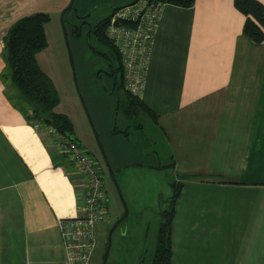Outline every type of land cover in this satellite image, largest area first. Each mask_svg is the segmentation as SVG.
<instances>
[{"label":"crops","instance_id":"1","mask_svg":"<svg viewBox=\"0 0 264 264\" xmlns=\"http://www.w3.org/2000/svg\"><path fill=\"white\" fill-rule=\"evenodd\" d=\"M129 1L72 0L77 11L103 3V16ZM67 2L0 0V264H64L56 219L79 212L76 168L60 154L51 126L31 118L29 103L3 75L2 39L12 22L35 11L57 13ZM242 20L232 0L161 3L138 94L156 116L149 118L158 136L150 140L161 143L148 153L129 134L111 131L116 118L105 111V98L115 83L107 74L110 59L100 54L106 49L92 50L103 60L88 69L92 81L87 73L75 77L107 173L106 162L125 185L145 169L169 168L170 182L181 181L169 232L177 264H264V39L244 35ZM80 116L73 96V119L68 117L76 139L93 147ZM97 163L104 187L106 172ZM141 188L136 201L145 209ZM179 252L182 260L175 259Z\"/></svg>","mask_w":264,"mask_h":264},{"label":"rangeland","instance_id":"2","mask_svg":"<svg viewBox=\"0 0 264 264\" xmlns=\"http://www.w3.org/2000/svg\"><path fill=\"white\" fill-rule=\"evenodd\" d=\"M103 5V3L97 4V2L90 3L86 9L77 11L72 2L71 8L65 15L72 18V21L75 20V24L80 25L81 34L78 36H74L70 32L67 34V29L71 22H63L65 29L67 27L66 34L71 58L59 20L61 9L57 13L51 11L48 14L47 24H44L46 43L38 50L36 58L42 68L48 73L49 78H51L57 89L59 102L57 105H54L53 109L65 110L71 114L68 116H71L73 119V96L75 97L82 125L85 127L86 134H89L88 137H90L93 145L92 147L89 143L82 141L83 146L93 153L100 165L102 164V169L106 172L104 157L98 147L97 136L80 98L77 80L73 78V71L75 77L76 75L79 77V75L87 73L89 80L92 81L94 74H91V71L88 69L91 67L92 70H95L101 66L99 64L103 63L100 57L91 53L93 52L92 48L101 47L104 49V45L95 42L90 33H87L90 26L88 21L93 22L103 16V8L101 7ZM105 63L106 61L104 60V65ZM78 82L80 83V81ZM117 95L118 97H122V92L115 87L108 98L104 97L107 101L110 100V105L107 104L105 111H108V116L111 120L112 116L116 118V121L113 120V123L116 122L114 124L120 126L122 121L130 125L133 122L140 121L143 126L137 128L130 127L128 136L138 140L144 146L140 150L146 153L150 152L151 149L161 146L159 140L154 145L150 140L151 135L152 138H156L158 134H152L149 116L139 112L136 116L126 119L121 109L115 107ZM82 125L80 121L79 133L81 136L82 132H85ZM165 171L167 175L163 173ZM165 171L156 172L145 169L141 175L128 176L125 179V185L115 176L113 177V179L115 178L114 182L108 173H105L104 189L106 188L108 214L106 219L94 223L95 251L91 257V264H101L108 228L123 211L120 197L123 199L127 211L110 232L105 264H150L157 224L160 218L159 211L167 207L170 193L172 192L168 183L170 182L171 172L169 168L165 169ZM140 185H142L140 190L143 192L144 200L147 203L145 209H141V202L136 201V198H138L137 188ZM155 195L157 196L155 197ZM182 258L180 252L175 255V259L177 260H182Z\"/></svg>","mask_w":264,"mask_h":264},{"label":"trees","instance_id":"3","mask_svg":"<svg viewBox=\"0 0 264 264\" xmlns=\"http://www.w3.org/2000/svg\"><path fill=\"white\" fill-rule=\"evenodd\" d=\"M159 1L181 6H189L193 2V0ZM232 4L243 15L241 32L255 42L262 41L264 39V3L261 0H232ZM116 7H111L108 14L90 25L87 33H91L100 44L104 45L106 52H100V54L111 60H107L110 67L107 74L112 76L115 87L122 92V97L116 96L115 107L121 109L126 119H130L140 112L155 120V113L143 103L141 98L124 88L122 67L117 50L106 37L104 28L110 12ZM70 8L71 5L64 11L62 15L63 22L69 23L65 14ZM48 18L47 12L35 11L18 17L7 28L2 39V57L6 66V73H3V75L8 76L11 84L21 97L29 103L33 120H39L42 124L49 125L62 135L78 142L73 123L68 115L53 109L58 101V93L51 79L41 69L35 58L36 51L46 43L43 27ZM69 32L74 36H78L80 25L70 23L67 34ZM92 50L95 51L94 48ZM141 126L143 124L140 121L133 122L131 125L126 123L121 128L113 124L111 131L126 136L130 127L137 128ZM60 154L66 158L63 151H60ZM170 162L166 165L168 166ZM169 184L172 192L167 207L159 211L160 218L157 224L150 264H177L171 261L169 232L175 198L179 193L181 181H171Z\"/></svg>","mask_w":264,"mask_h":264},{"label":"built area","instance_id":"4","mask_svg":"<svg viewBox=\"0 0 264 264\" xmlns=\"http://www.w3.org/2000/svg\"><path fill=\"white\" fill-rule=\"evenodd\" d=\"M159 0H132L113 9L104 31L116 48L122 67L123 86L138 95L149 45L161 7ZM49 129L58 137L57 146L76 168L81 185L79 212L56 219L64 264H91L95 246L94 223L107 215L103 173L93 153L78 142Z\"/></svg>","mask_w":264,"mask_h":264},{"label":"water","instance_id":"5","mask_svg":"<svg viewBox=\"0 0 264 264\" xmlns=\"http://www.w3.org/2000/svg\"><path fill=\"white\" fill-rule=\"evenodd\" d=\"M71 2L72 0H68V2L61 8L60 10V15H59V20L61 22V25H62V31H63V37L66 41V46L67 48L69 49V46H68V40H67V34H66V29H65V26H64V23H63V20H62V15L64 13V11L71 5ZM69 53H70V49H69ZM70 58H71V53H70ZM71 63H72V59H71ZM73 78L75 79V74H74V71H73ZM84 106V105H83ZM84 109L86 111V108L84 106ZM86 114L88 115L87 111H86ZM89 117V115H88ZM90 121V119H89ZM91 123V122H90ZM92 125V123H91ZM95 132V131H94ZM97 143H98V147L100 148V150L102 151L101 149V145L99 144L98 142V138H97ZM103 153V152H102ZM106 165H107V170H108V175L113 179V173L111 171V169L108 167V164L106 162ZM114 182H115V178L113 179ZM121 201H122V207H123V211H122V214L117 217L115 219V221H113V223L110 225V227L108 228V231H107V236H106V242H105V247H104V250H103V253H102V257H101V264H105V257H106V254H107V249H108V245H109V235H110V232L111 230L115 227V225L117 224V222L126 214V206H125V203L123 201V199L120 197Z\"/></svg>","mask_w":264,"mask_h":264}]
</instances>
